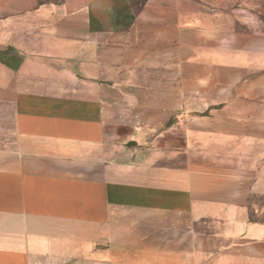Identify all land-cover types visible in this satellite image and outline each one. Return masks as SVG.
<instances>
[{
	"label": "crops",
	"instance_id": "obj_1",
	"mask_svg": "<svg viewBox=\"0 0 264 264\" xmlns=\"http://www.w3.org/2000/svg\"><path fill=\"white\" fill-rule=\"evenodd\" d=\"M222 1L0 0V264H264V33Z\"/></svg>",
	"mask_w": 264,
	"mask_h": 264
},
{
	"label": "rangeland",
	"instance_id": "obj_2",
	"mask_svg": "<svg viewBox=\"0 0 264 264\" xmlns=\"http://www.w3.org/2000/svg\"><path fill=\"white\" fill-rule=\"evenodd\" d=\"M220 7L227 15L223 17V21L231 22L230 15L238 17V23L240 18L247 19L249 34L264 33V21L261 19L264 17V0H223ZM232 22L234 23V20Z\"/></svg>",
	"mask_w": 264,
	"mask_h": 264
},
{
	"label": "trees",
	"instance_id": "obj_3",
	"mask_svg": "<svg viewBox=\"0 0 264 264\" xmlns=\"http://www.w3.org/2000/svg\"><path fill=\"white\" fill-rule=\"evenodd\" d=\"M41 2L42 1H46V2H51V1H54V0H40ZM133 2V4L139 8L141 5L145 4L147 2V0H131ZM261 19L264 21V17H261Z\"/></svg>",
	"mask_w": 264,
	"mask_h": 264
}]
</instances>
